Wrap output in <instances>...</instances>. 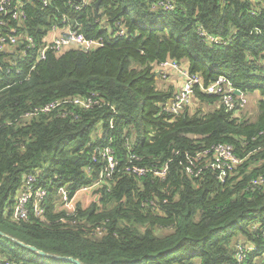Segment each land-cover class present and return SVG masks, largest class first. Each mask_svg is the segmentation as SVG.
<instances>
[{"label":"trees","instance_id":"16d2710c","mask_svg":"<svg viewBox=\"0 0 264 264\" xmlns=\"http://www.w3.org/2000/svg\"><path fill=\"white\" fill-rule=\"evenodd\" d=\"M159 1L89 0L76 8L82 0H22V36L0 50V237L7 241H0V256L30 264H77L57 255L83 264H231L237 238L259 246L245 264H264V237L252 227H264V185H251L264 174V0H172V9ZM4 18L8 24L0 31L18 23L9 13ZM201 25L225 42L206 40ZM69 26L103 43L49 49L39 57L49 32ZM123 27L126 33L117 34ZM27 36L35 47L27 46ZM168 58L187 63L203 86L224 75L248 97L259 93L255 118L247 109L228 110L221 94L200 84L194 104L208 111H167L175 86L161 85L166 81L156 66ZM76 97L95 102L84 107ZM54 101L62 103L40 110ZM110 137L121 165L130 151L149 168L168 161L166 178L115 175L98 199L78 205V220H65V211L57 210L58 189L94 181L100 164L92 155ZM217 143H231L241 159L223 182L221 169L205 167L199 156ZM89 164L94 171L88 174ZM25 171L50 187L46 220L5 213ZM101 223L103 233H94Z\"/></svg>","mask_w":264,"mask_h":264},{"label":"built area","instance_id":"2783aa9c","mask_svg":"<svg viewBox=\"0 0 264 264\" xmlns=\"http://www.w3.org/2000/svg\"><path fill=\"white\" fill-rule=\"evenodd\" d=\"M44 5H48L51 0H40ZM89 0H82L76 8H80L82 5L88 3ZM159 5L165 6V8H174L175 4L172 0H161L158 2ZM22 0H0V24L7 25L8 20L4 18L5 14H10L12 19L18 21L16 26H10L6 30L0 31V50L6 44L15 45L19 38L22 36L18 27L25 20V12L22 9ZM253 12V11H252ZM60 27H54L53 30H56ZM198 32L201 36H204L206 40L214 41L217 43H224L226 38L218 36L212 33H209L205 26L201 25L198 29ZM125 28L120 29L117 34H125ZM27 46L35 47L36 43L33 37L27 36ZM102 40L97 38H89L83 32H80L76 29L68 27L66 31L56 36L54 39L47 40L46 44L38 51V56L44 58L46 52L49 49H54L58 52L64 50L68 47H79V48H93L101 45ZM156 71L160 72L158 76H161L167 79L170 73L175 72L178 74L180 81L176 83L174 94L171 99L167 102L165 109L171 113L178 114L183 111L186 106H191L194 104L195 98V85L200 84L204 87L205 91L210 94H221L223 103L225 104L228 110H236L239 114L242 113L246 106L249 103L248 94L242 90L235 88L233 84L224 76L220 75L212 83L203 86V77L199 73H191L188 68V64L185 62L178 61L173 58H168L165 61H162L156 66ZM239 90V92H236ZM75 103L84 107H90L93 102L89 98L76 97ZM62 101L51 102L44 107L40 108L43 112H50L52 109L60 105ZM33 112H27L25 117L31 118L30 115ZM72 115L75 118L79 116L73 112L64 110L63 115ZM110 125L113 127L114 119L110 120ZM99 130H97V133ZM113 137H110L107 143L102 145L99 149L97 147L95 150H98L97 153L94 152L92 155L93 163L100 164V170L98 172V177L89 184H84L76 189L72 188L70 185L61 186L57 191V209L59 208L65 211V220L68 216H71L72 220H78L79 217V204L81 201L79 198L80 194H84L87 197L91 195L100 197L102 187L110 185L111 180L115 175L120 174H129L136 177H144L150 173V177L153 180L165 179L168 171V161H166L160 167L149 168L141 163L143 157L137 155L136 153L130 151L128 155V161L121 165L120 159L115 153L113 148ZM126 146L130 148V141H126ZM199 156L202 159V162H207L205 167L211 166L212 168L221 169V172L217 176L218 179L223 182L228 174V170L232 169L241 162V159L235 154L234 146L231 143H217L210 147H205L202 151L199 152ZM211 158H213L211 160ZM138 160V164L133 163V161ZM84 170L89 174L94 171V166L92 164L84 167ZM190 173H195V170L192 166L188 167ZM201 169L196 171L199 174ZM253 187L260 188L264 185V174H260L258 177L254 178L251 181ZM50 187L40 182L39 174L33 171H25L22 174L20 184L15 194L13 195V202L6 206L5 213H9L15 219L26 220L30 215H33L34 218L40 220H46V211L47 205L49 202ZM93 201V200H91ZM164 201H167L166 199ZM150 203L154 204L155 200L150 199ZM84 208L88 207L89 204H81ZM253 228H257L260 236L264 237V227L261 226V222H254L252 224ZM106 227L103 223L97 224L94 228V233L100 234L103 233V230ZM235 254L234 262L231 264H245L248 257L250 256L253 250H258L259 246L254 244V242L246 239H237L234 242ZM0 264H30L25 261H19L13 258L0 256Z\"/></svg>","mask_w":264,"mask_h":264},{"label":"rangeland","instance_id":"374dc122","mask_svg":"<svg viewBox=\"0 0 264 264\" xmlns=\"http://www.w3.org/2000/svg\"><path fill=\"white\" fill-rule=\"evenodd\" d=\"M162 80H164V81H166V82H161V85H166V84H171V83H173L174 84V82L175 81H178L179 80V76H178V74L176 75V73L175 72H172V73H170V75H169V77L167 78V79H165V78H163V77H160ZM174 86H177L176 84H174ZM194 106H197V107H194ZM191 107L192 108H198V107H202V109L203 108H206V111H208L209 110V107H206L205 106V104H202V103H199L198 105H195V104H193V105H191ZM246 109L248 110V112H247V114H248V118H255V116H256V113H257V111H258V105H257V102L255 101V100H250L249 99V103H248V105L246 106ZM246 110V111H247ZM244 111V110H243ZM98 129H101V124L100 125H98ZM95 131V130H94ZM79 198H80V200L81 201H79L80 202V204H86V202L90 205L93 201H94V199H98V196H94V195H91L90 197H87L86 195H84V194H80L79 195ZM91 200H93V201H91ZM57 210H60L59 208L57 209ZM237 239V238H236ZM236 239L234 240V242L236 241ZM0 241L2 242V243H6L7 241H6V239H5V237L4 236H2V237H0ZM51 262L53 263V264H61V261H58L57 259H52L51 260Z\"/></svg>","mask_w":264,"mask_h":264},{"label":"water","instance_id":"95a60500","mask_svg":"<svg viewBox=\"0 0 264 264\" xmlns=\"http://www.w3.org/2000/svg\"><path fill=\"white\" fill-rule=\"evenodd\" d=\"M99 2H100V0H98L97 3H99ZM159 73H160V72L158 71L157 74L159 75ZM236 92H239V90H236ZM0 233H3V232L0 230ZM19 242H20L22 245L27 246V247H29L30 249L39 252V253L42 254V255H50L49 253L45 252L44 250H41V249L37 248V247L34 246V245L27 244V243H25V242H23V241H19ZM57 256L60 257V258H62V259H64V260L73 261V262H75V263H77V264H83V263L81 262V260H79V259H77V258H74V257H72V256H60V255H57Z\"/></svg>","mask_w":264,"mask_h":264},{"label":"crops","instance_id":"0c3cea01","mask_svg":"<svg viewBox=\"0 0 264 264\" xmlns=\"http://www.w3.org/2000/svg\"><path fill=\"white\" fill-rule=\"evenodd\" d=\"M68 29V27H64V28H58L56 30L50 31L49 34L46 36L47 40H51L54 39L56 36L60 35L61 33H63L64 31H66ZM180 81V78L178 81H175L174 84H176L177 82ZM260 97L259 93H253L250 95L249 99L250 100H255L257 102L258 98Z\"/></svg>","mask_w":264,"mask_h":264}]
</instances>
